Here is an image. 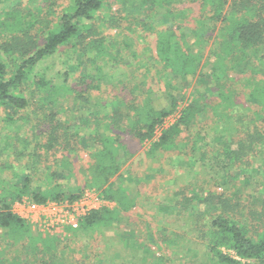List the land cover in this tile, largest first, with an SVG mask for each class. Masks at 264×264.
Listing matches in <instances>:
<instances>
[{
  "label": "trees",
  "instance_id": "trees-1",
  "mask_svg": "<svg viewBox=\"0 0 264 264\" xmlns=\"http://www.w3.org/2000/svg\"><path fill=\"white\" fill-rule=\"evenodd\" d=\"M6 1L0 0V110L4 106L25 110L29 99L23 89L32 80L38 62L66 45L77 46L76 54L82 58V65L87 51L96 47V52L100 54V40L96 39L99 25L96 22L100 18L104 0H68L59 14L53 15L52 10L48 17L42 14L41 5H37L40 7L37 8L29 4L32 0L27 3L8 0L10 2L5 5ZM115 1L119 4L118 9L116 15L110 18L116 26L121 27L118 33L123 35L121 88L116 93L107 91L106 87L103 92L109 96L106 104L90 105V108L101 106L98 110L101 119L92 129L90 117H87L83 132L69 131L70 125L59 118L53 108L46 109L44 116L48 127L43 130L46 138L43 143H35L31 154L39 161L43 153L47 154L58 143L62 150L72 153L83 149L91 157L92 166L83 172L85 184L93 180L91 183L96 184L98 189L106 185L100 190L101 196L114 199L120 208L103 206L90 209L80 217L76 228L71 230L80 240L88 241V245L90 235H102L107 228H120L123 212L135 204L134 198L129 200L126 196L128 186L118 182L122 167L132 157L122 135L129 134L139 142L151 141V154L171 150L178 144L184 147L189 141L187 136L192 126L202 122L200 118L203 117L204 102L201 104L203 100L199 97L179 108L184 96L183 88L187 84H198L199 79L207 75L212 83L222 86V79H228L227 70L233 67L244 75L247 73L244 84L248 90L247 97L259 102L261 111L253 113V117L246 116L247 107L242 113L235 109L227 113L229 123L219 125L220 130L226 132L225 137H220V134L212 137L220 145L212 151L211 158L216 164L229 169L235 160L242 161L248 150L264 144V78H261L264 76V0ZM183 2L198 5V12L192 20L187 19V8H179ZM129 34L144 35V43L148 41V35H154L153 51L150 49L145 56L144 49L148 48L135 46L134 39L138 38ZM211 40L213 42L208 47ZM96 57L95 54L92 59ZM124 57H127L126 63ZM89 62L92 63L91 58ZM83 72L85 76L81 75L80 79L82 87L76 95L90 104L94 90L99 91L101 86L94 82L89 71ZM33 82L42 92H47V102L54 103L58 91L52 80L41 74ZM64 88L74 91L67 85ZM210 96L226 98L229 94L224 88L222 91L211 89ZM175 112H178L176 119L164 125L166 118ZM232 121L239 122V129L235 123L233 127L230 126ZM35 127H38V123ZM236 129L246 132V136L232 138ZM199 132L197 128L196 136ZM195 144L193 141L192 146ZM25 148L21 147V150ZM203 158L204 152L200 159ZM5 170H0V176ZM93 174L96 178H93ZM58 175L59 172L51 171L47 176L53 178ZM14 176L21 182H11L8 177L0 180L3 185L0 192V229L12 236L11 239L7 236L10 245H20L25 249L32 246L36 255L41 254L40 259L29 264H67L65 257L58 255L57 237L47 235L40 237L38 243L33 241L24 219L14 213L11 206L24 195L36 204L49 201L71 203L83 196L82 188H65L59 182L39 181L32 184V173L21 175L14 172ZM208 197L196 196V200L199 204L212 203ZM218 202L227 203L226 199ZM188 204L183 202L180 209L175 204H163L166 211L173 210L181 218V227H186L181 233L173 230L168 235L166 230L162 233L164 246L174 247L171 249L173 255L165 256L164 252L151 255L141 250L136 241L123 238L120 240L123 241L125 253L122 256L121 249L116 251L121 254L120 258L123 257L122 264H264V226L253 237L241 223L220 211H209L196 218L192 209L185 210ZM184 212H188V215ZM42 249L49 255L42 257ZM2 254L0 264H5L8 257ZM126 256L130 261H126ZM16 261L13 264H24Z\"/></svg>",
  "mask_w": 264,
  "mask_h": 264
},
{
  "label": "rangeland",
  "instance_id": "rangeland-1",
  "mask_svg": "<svg viewBox=\"0 0 264 264\" xmlns=\"http://www.w3.org/2000/svg\"><path fill=\"white\" fill-rule=\"evenodd\" d=\"M22 1L23 3L28 2V0ZM9 2L7 0L5 5ZM67 3L68 0H32L31 3L29 2L37 8H40L37 5H41L42 14L46 17L51 15L52 10L53 15L54 13L59 14ZM118 5L115 0H104L100 18L96 22V25H99L96 28V39L100 40L101 57L94 47L87 51L86 57L84 56L85 62L82 65V58L80 59L76 54L77 46L66 45L59 48L53 55L38 62L34 68L32 80L25 84L23 92L29 99L28 107L25 110H14L10 106H4L0 110V170L6 168L3 173L1 172L0 180L2 177H8L11 182L20 183L21 180L15 178L14 172L21 175L32 173V184L42 181V183L52 182L53 184L59 182L65 188L79 186L83 190V196L71 203L54 201L55 203H49L43 207L39 206L42 204H32L34 202L24 195L20 201L13 202L11 210L24 219L28 233L36 243L40 237L47 235L57 237L59 240L58 255L60 258L65 257L67 264H122L123 257L120 258L121 254L116 251L121 249L122 256L125 253L123 241L120 240L123 238L136 241L141 250L151 255H161L162 252L165 256L173 255L171 249L174 247L164 246L162 240L164 234L162 233L164 230L167 231V235L170 230L181 233L186 230V227H181L182 220L173 210L170 212L165 210L164 203L175 204L180 209L182 203L187 202L189 204L185 210L192 209L193 216L196 218H201L209 211H220L241 223L249 235L256 237L264 226V144L255 145L253 149L248 150L247 156L243 157L242 161L235 160L229 169L216 164L211 158L212 151L220 145L212 137L217 134L225 137L226 132L220 130L219 125L229 123L226 119L227 113L233 109L240 110L242 113L247 107L249 110L245 111L246 116L253 117V113L261 111L262 105L247 97L248 90L245 89L244 84L245 76L248 74L244 75L234 67L227 70L229 80L224 77L222 86L212 83L213 81L207 75L200 78L198 84L189 83L184 86V96L179 108L195 97L203 100L201 104L204 102L203 117L200 118L202 122L192 126V131L187 136L189 141L184 147L178 144L171 150H160L150 154L151 141L139 142L129 134L122 135V140L131 150L132 157L122 167L118 182L128 186L126 196L129 200L134 198L135 204L133 203L126 212H123L124 217H122L120 228H107L103 230L102 235L95 234L94 237L90 235L89 245L88 241L80 240L74 234L75 231L71 230L76 227H71L67 223L69 217H72L78 224L80 217L90 209L103 206L110 209L120 208L119 204L114 199H105L101 196L100 190L106 185L98 189L96 184L91 183L93 180L85 184L84 169L92 166V159L87 151L77 149L70 153L62 150L60 144L57 143L56 147L47 154L40 152L42 157L38 161L35 156L31 155L32 149L36 142H42L46 138L43 132L48 127L44 116L46 109L53 108L58 117L70 125L69 131L83 132L86 130L87 117H90V128L92 129L101 119L98 110L106 104L109 97L103 93L104 89L107 87V91L112 90L117 93L116 90L121 88L119 85L123 79V48H121L123 47V35L118 33L121 27L116 26L110 18L111 15H116ZM179 8L188 9V20H192L198 12V5L195 3L183 2ZM129 35L137 36L138 39L133 38L137 44L135 46L148 48L144 49L145 56L150 53V49L151 52L153 51L154 35L147 36L148 41L145 40V43L148 46L142 40L144 35L142 37L140 34ZM212 42L211 40L208 47ZM78 47L81 48V46ZM95 54L97 57L92 59ZM90 58L92 63L89 62ZM125 58L127 57H124L126 63L128 60ZM86 70L90 72L94 82L101 86L99 91L94 90L89 105L76 95L82 87L81 75L85 76L83 71ZM41 74L51 79L53 85L57 86L58 93L55 94L54 103L47 102L45 99L47 92H42L33 82ZM66 85L74 91L65 90ZM153 86L156 87L155 84ZM223 88L227 90L229 97L210 96L211 89L222 91ZM94 104L101 106L90 108V105ZM177 115L178 112H175L167 117L164 125L172 123ZM36 123L38 127H35ZM234 123L239 129V122L232 121L230 126L233 127ZM197 128L200 130L198 136H196ZM238 129L232 133V138L241 139L244 138V134L246 136V132H239ZM193 141L196 144L192 146ZM24 146L26 148L21 150ZM203 152L205 158L200 159ZM51 171H57L59 175L53 178L48 177ZM93 178H96L94 174ZM2 187L0 183V192ZM203 195L209 196L212 203L199 204L196 196ZM221 199H226L227 203L218 202ZM213 208L216 209L212 210ZM186 213L188 215V212H184ZM44 214L60 220L58 222L49 221L48 224L43 221V218H39ZM7 236L9 235L0 229V254H6L9 260L5 264H13L16 260L29 264L40 259L41 254L36 255L32 246L26 249L19 247L20 245L12 246ZM9 237L12 238V236ZM41 251L42 257L49 255L44 253L43 249ZM125 259L128 261L129 257L127 259L126 256Z\"/></svg>",
  "mask_w": 264,
  "mask_h": 264
},
{
  "label": "built area",
  "instance_id": "built-area-1",
  "mask_svg": "<svg viewBox=\"0 0 264 264\" xmlns=\"http://www.w3.org/2000/svg\"><path fill=\"white\" fill-rule=\"evenodd\" d=\"M49 203H55L54 201H49V202H46V203H43L42 205H39V206H46V205H48ZM32 204H34V205H36V203H32ZM57 204V203H56ZM39 209H41V208H39ZM85 214V213H84ZM39 218H43V221L45 222H48V224H49V221L50 222H58L60 219L59 218H54L53 216L52 217H49V215H45L44 214V216L42 215V217H39ZM67 223L71 226V227H76L77 226V222L76 221H74V219H72V217H69L68 218V221H67ZM51 227H52V225H50Z\"/></svg>",
  "mask_w": 264,
  "mask_h": 264
}]
</instances>
